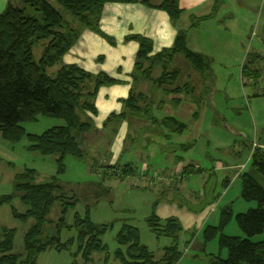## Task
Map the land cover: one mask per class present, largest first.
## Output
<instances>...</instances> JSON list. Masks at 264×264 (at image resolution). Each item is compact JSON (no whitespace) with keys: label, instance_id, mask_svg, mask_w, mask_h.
<instances>
[{"label":"trees","instance_id":"trees-1","mask_svg":"<svg viewBox=\"0 0 264 264\" xmlns=\"http://www.w3.org/2000/svg\"><path fill=\"white\" fill-rule=\"evenodd\" d=\"M137 2L140 0H8L7 8L0 13V135L15 144L27 138L29 152L42 157H54L58 167L55 176L40 183L36 181L37 171L25 168L15 177L14 192L9 195L0 194V207L10 204L16 220L23 223L33 221L24 236L22 252L15 250L17 229L0 226V264H37L42 253L50 249L71 250L76 241L79 251L72 264H88L94 253H106L107 261H110V248L104 238L115 222L96 223L90 211L104 200V193L111 194L112 190L102 182H64L60 175L66 173L65 159L68 156L90 163L89 147L98 143L106 133L104 127L98 128L94 123L93 116L98 114L95 99L101 87L121 81L105 72L88 71L77 63H64V58L87 29L114 44V38L101 28L104 8L113 3ZM142 2L151 6L149 0ZM156 7L167 11L174 21L182 14L177 0H165ZM127 39L139 43L132 75L134 81L146 79L152 83L153 91L160 88L165 96L177 95L171 100L179 105L182 98H178V95L186 92V96H190L194 92L189 83L177 85L181 71L171 64L181 54L202 74L203 97L214 106L215 75L212 60L206 54L189 47L186 30L179 32L173 47L165 48L155 55L152 54V39L140 34L130 35ZM41 42H45L44 50L37 60L34 47ZM251 56L247 63L252 64H244L242 74L249 80L247 84L255 86L260 81L262 68L258 67V63L264 60V54L257 52ZM58 63H62L60 69L54 75L49 74L48 69ZM156 66L162 69L158 77L154 75ZM207 81L209 84H206ZM254 92L256 96H264V91ZM152 95V92L147 94L131 90L129 97L124 100L125 112L113 113L105 125L117 119L140 118L149 123L145 129L153 133L148 138L149 143L154 142L155 135L167 140L172 139L173 134L183 135L188 129L185 123L177 118L155 116L156 103ZM164 106L165 101L161 100L158 107ZM41 117L63 120L66 124L49 128L42 134L29 133L25 125L37 123ZM161 147L169 149V146ZM171 147L174 149L177 146L173 144ZM250 159L253 169L264 177V151L255 149ZM119 168H122V175L138 176L131 164L107 166L105 173L109 174L111 170L116 175ZM187 172L182 171L183 174ZM241 181L242 198L258 205L235 216L231 207L221 209L219 225L208 226L204 238L205 243H209L219 237L220 250H226L227 257L222 253L209 254L207 260L210 264H264V240H256L264 233V185L252 171L244 172ZM206 184L210 195L214 186L212 178ZM220 196L216 195L215 201ZM17 199L26 206L25 211H20L15 205ZM57 202L62 203V214L58 220L53 221L50 215ZM80 203L86 207V213L75 212L73 221H69L70 210ZM234 218L243 231V237L224 233ZM147 224L157 236H168L173 240L165 248L164 257L160 261L156 260L153 252L142 244L139 228L126 223L116 235L120 248L112 256L114 260L120 264H176L182 257L179 238L183 230L179 220L170 218L162 221L152 215L147 219ZM65 229H75L77 237L63 241L62 232ZM79 255L83 263L78 260Z\"/></svg>","mask_w":264,"mask_h":264},{"label":"crops","instance_id":"crops-1","mask_svg":"<svg viewBox=\"0 0 264 264\" xmlns=\"http://www.w3.org/2000/svg\"><path fill=\"white\" fill-rule=\"evenodd\" d=\"M142 1L145 0H140V2L137 3L108 4L104 8L100 23L102 30L113 37L115 43L112 44L95 31L87 29L83 32L76 46L65 56L64 63H77L88 71L93 73L105 72L121 81L115 85L101 87L95 99L98 114L93 116L94 123L98 128L104 127L106 130L105 134H109L108 139H111V141L106 148L113 154L115 153V156L118 155L120 150L123 151L126 149L131 151V153L132 151L139 150L142 155L146 156L148 160H144L146 165L143 170H145V172H140L144 173V178L137 180L135 174L122 175V168L117 170L119 175H113L111 170L109 174L105 173L106 169L95 170V172H102L117 181L121 179L120 182L127 183L125 190L126 197L122 194L124 197L121 201V205L115 207V212L114 209L106 208L107 203H111L115 199L113 193L114 189L112 187H107L104 180L84 181V178L87 176V171L88 173L92 172L94 168L90 160V163L87 164V162H82L74 157L73 174H77L76 176L78 179L72 177V180H65L67 179L66 177L74 176L69 171L70 166L68 163L70 157L68 156L65 159V164L67 166L66 173L60 175V179L69 183L102 182L103 185L112 190L111 200H107L106 203L104 200L100 201V203L93 206L90 211L91 218L96 223L115 222L113 228L106 234V238L110 235L112 240V243H110L109 238L107 239L109 243L107 244L110 248L109 254H111L109 257L110 261H107L106 253H94L92 260L88 264H120L118 261H115L112 256L114 252L120 248L116 240V235L126 223L135 225L139 228L142 244L153 252L156 260L160 261L164 257L165 248L170 246L173 240L168 236H157V234L153 232L147 224V219L152 215L157 216L162 221H166L170 218H177L181 224L183 231L179 238V250L182 252V257L176 264H210L207 260V255L209 254L218 255L222 253L224 257H227V251L223 250L221 252L220 250L219 237L209 243H205L204 238V231L208 226L219 225L221 209L223 207H231L235 216L238 213L247 212L250 209L256 208L258 205L256 202H248L242 198L241 175L246 171H252L263 184L264 177L253 169L250 158L255 149L260 148L264 151V129L259 132L258 139H252L244 132L238 131L239 129H235L233 126H226V129L234 131V133L231 132L234 137L230 134H221L222 140L215 145L217 151L227 149V151L222 152L228 157L229 163H225L222 160L220 161V159L218 160L212 157V152H207L211 151L212 146H214L212 143H210L206 149L207 155L204 158L205 160L196 159L193 156V150L198 141H193L189 136H185V133L183 135L173 134L170 140L155 135L154 142L152 143L148 142V138L151 136L147 135L149 133L152 135L153 133H144L145 141L143 146L134 145L132 143L133 137L130 135V132H134V129L145 128L149 124L142 123V119L140 118L129 117L122 120L117 119L105 125L107 119L113 113L120 114L125 112L126 107L124 100L129 97L131 90L135 89L136 91L147 94L153 92L145 91L144 89L147 85H150L149 88L153 87L150 81L146 79H142L140 82L134 81L132 75L137 61L139 43L135 40H128L127 38L133 34H140L152 39L154 44L152 54L155 55L165 48L173 47L179 32L181 30H186L189 47L197 52L206 54L204 51L205 49L200 48L202 42L199 41L198 30L205 28L207 23L214 20L217 12L220 10L219 7L216 9L219 0H177L182 14L177 21H174L167 11L156 7L161 5L165 0H149L151 6ZM225 1L226 0H224V2ZM224 2L222 6L225 5ZM7 6L8 0H0V13H2ZM218 20L221 21L220 19ZM190 42L192 44L195 43L197 48L194 49L191 47ZM158 69L161 70L159 66ZM140 83L141 85H139ZM254 90L257 91L259 88ZM158 91L160 90H155V94H157ZM259 92L263 91L259 90ZM40 121L41 120L37 123ZM142 121L146 122L144 120ZM139 123H141V125H139ZM45 124L52 128L55 126H63L66 122L59 119L56 122L47 120ZM135 132H137V130ZM236 135L238 136L236 137ZM242 135L247 136L246 141L249 147L246 146V142L242 141L243 143H241L239 141L238 137H242ZM130 136L131 142L128 144L127 141ZM205 136L207 141L211 139L210 135L207 133H205ZM173 144L177 146L174 149L171 147ZM19 145H21L22 149ZM28 145L29 141L27 138L15 144L5 140L0 135L1 195H9L14 192L15 177L17 173L25 168H31L37 171L36 181L38 183L49 181L57 174L58 167L56 159L54 157H42L33 154L28 151ZM161 145L169 146V149H164ZM184 145L186 148L182 149L181 147ZM246 149H249L248 152H250V154L247 159L246 156L243 159L241 151H245L244 153H246ZM115 158L116 157H114V159ZM150 158L154 159L153 162H151L152 159ZM19 161L20 163H18ZM210 161H212V165ZM126 164L129 163L122 165L118 164L117 161H113V163H106L103 167H120ZM163 169L167 172V176L171 174V172L175 173L179 170L181 172L187 170L188 172L185 173L186 177L183 179L158 182L153 178L152 174L156 172L155 170L162 171ZM5 171L9 172L6 174ZM134 173H136V171ZM140 173L138 172V174ZM192 178H196V180L193 181ZM211 178L214 186L209 195V193H207L206 183L209 182ZM218 194L221 196L215 201L214 198ZM196 197H198V199H196ZM15 203L22 204L20 199H17ZM58 203L62 206L61 202L55 204ZM79 205L83 204L80 203L74 207V209L70 210L68 214L69 221H73L75 212L81 214L86 213L85 206L83 212L77 210ZM19 208L22 212L26 210V206ZM139 208H142L144 212L138 211ZM107 211L109 214L108 219H106V217H104L102 221L96 219L98 215L107 216ZM71 213L72 215H70ZM29 222L31 223L30 225L33 224L32 220ZM229 227H232L231 232H229ZM193 233L195 234L193 235ZM224 233L230 236H244L243 231L233 220L226 226ZM77 234L75 229H65L62 232V240L67 241L71 238H76ZM263 235L257 237L256 240H264V238H262ZM78 251L79 244L77 241L72 245L71 250L68 251L50 249L38 257L37 264H72L74 256ZM47 253L50 255L48 259L46 258ZM78 260L83 263L81 255L78 256Z\"/></svg>","mask_w":264,"mask_h":264},{"label":"rangeland","instance_id":"rangeland-1","mask_svg":"<svg viewBox=\"0 0 264 264\" xmlns=\"http://www.w3.org/2000/svg\"><path fill=\"white\" fill-rule=\"evenodd\" d=\"M224 0H219L218 7L220 10L217 12L216 18L211 20L206 27L198 30L199 41H201V49H205V53L211 58L212 70L215 75V93L214 95V106L208 103V100L204 99V79L199 71H196L192 65L186 60L183 55L178 54L175 61L171 64L172 67L178 68L181 71V75L177 81V85H184L189 83L192 86L194 92L190 93V96H186V92L178 95V98H182L179 105L174 104L171 100L175 95L165 96L162 91H158L157 94L149 88L147 85L144 89L145 91H153V97L155 99L154 114L158 118L172 117L177 118L181 122L188 126L185 136H189L193 141H198L196 147L193 150V156L196 159L205 160L207 152H212V157L220 159V161L228 162V157L223 151L227 149L217 151L215 145L222 140L221 134H230L232 137L234 131L226 129V126H233L238 131L244 132L247 136L252 139H258L259 132L264 129V96H256L255 90L251 84H247L249 81L246 77H243L242 69L243 65L247 63V60L251 59V55L255 53H264V0H226L225 5L222 6ZM220 19L221 21H219ZM45 42H41L34 47L35 59L39 60L42 56L44 50ZM191 47L197 48L196 44L190 42ZM263 50V51H262ZM160 51V50H159ZM248 61V62H249ZM248 65H251L252 62ZM62 66V63L56 64L54 67L48 69V73L54 75L58 69ZM258 67L261 69L264 67V60L258 63ZM262 71V70H261ZM162 69L159 70L158 66L155 67L154 75L156 77L160 76ZM206 84H209L207 81ZM141 85V83L139 84ZM152 86V85H151ZM140 87V86H139ZM160 88H158L159 90ZM191 90V91H192ZM157 91V90H156ZM198 100H197V99ZM161 100L165 101V106L159 108ZM39 123H32L25 125L27 131L30 133L42 134L48 130L51 126H46L45 122L51 120L56 122L58 119L52 118H41ZM142 123L148 124V122ZM141 125V123H139ZM141 128V127H140ZM146 128V127H145ZM145 128L134 129V132H130L133 137L132 143L136 146H143L144 143V133H149ZM137 130V132H135ZM233 132V133H231ZM200 133V134H198ZM205 133L210 135L211 139L207 141L205 139ZM109 134H104L101 140L96 143V145L89 147L90 161L93 168L92 172L87 171V176L84 181H103L107 187H112L114 189V201L107 203V209H114L118 205H121L123 197H126V187L127 183L117 181L114 178H110L103 174L102 172H95L96 169L104 170L103 165L106 163H113L117 161L118 164L129 163L133 166L136 172H141L145 167L144 160L147 159L145 155L136 151H129L128 149L123 150L115 156L111 151H109L106 146L111 141L108 139ZM127 141L129 144L130 138ZM147 136H151L149 133ZM238 135H236L237 137ZM238 137L241 143L247 142L246 137ZM114 138V137H113ZM135 139V140H134ZM135 141V142H134ZM212 143L211 151H207V147ZM135 146V147H136ZM19 147L22 149L21 145ZM133 147V148H135ZM253 147V145H252ZM242 152V158L246 159L250 152L246 149ZM163 151V150H162ZM207 151V152H206ZM116 152V150H115ZM165 152V151H163ZM70 161L68 165L70 166V173L73 174V164L74 157L69 156ZM114 157H116L114 159ZM152 159V158H150ZM78 160V159H77ZM148 160V159H147ZM154 159L151 160L153 162ZM211 165H212V161ZM20 163V161L18 162ZM156 172L152 174L153 178L158 182H168L174 180H180L186 177L185 174H178V172H167L160 170H155ZM9 171H5L7 174ZM118 174V173H117ZM75 174L74 176L66 177L65 180H72V177L78 179ZM119 175V174H118ZM138 174L137 180L144 178V173L142 175ZM193 181L196 178H192ZM83 181V180H81ZM135 182V181H134ZM264 185V182H263ZM122 194L124 196H122ZM105 203L107 200H111L110 193H104ZM198 199V197H196ZM194 204V203H193ZM19 207H23V204L15 203ZM20 209V208H19ZM85 209L84 205H79L77 210L83 212ZM62 206L60 203L55 204L51 213L50 218L57 220L61 216ZM138 211L144 212L142 208ZM108 214V211H107ZM72 215V213L70 214ZM107 216H96L98 221H102ZM71 218V217H70ZM233 221L236 222L235 219ZM237 223V222H236ZM29 223H23L15 220L11 213V205L5 204L0 208V226L17 229L16 239H15V250L17 252H22L23 242L25 232L30 226ZM231 226V225H230ZM232 227H229V232H231ZM263 235V234H262ZM261 236V235H260ZM259 237V236H258ZM112 243L111 236H105L104 240ZM264 238V235L263 237ZM109 244V243H108ZM49 253L46 254V258L49 257Z\"/></svg>","mask_w":264,"mask_h":264},{"label":"built area","instance_id":"built-area-1","mask_svg":"<svg viewBox=\"0 0 264 264\" xmlns=\"http://www.w3.org/2000/svg\"><path fill=\"white\" fill-rule=\"evenodd\" d=\"M261 70L262 71H261V77H260L259 83L257 85H255V86H252V87H253V89H258L259 88L260 91H264V67ZM243 168H244V166H243ZM140 174L142 175L143 173H140ZM178 174H182V172L179 170Z\"/></svg>","mask_w":264,"mask_h":264}]
</instances>
